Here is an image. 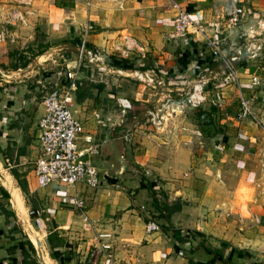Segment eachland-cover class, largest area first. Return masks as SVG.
Returning <instances> with one entry per match:
<instances>
[{
	"label": "crops",
	"instance_id": "1",
	"mask_svg": "<svg viewBox=\"0 0 264 264\" xmlns=\"http://www.w3.org/2000/svg\"><path fill=\"white\" fill-rule=\"evenodd\" d=\"M16 1L0 0L5 10L20 7L27 23L18 24L19 33L15 26H8L13 41L0 43V66L4 68L0 78V147L8 144L24 149L14 166L24 174L28 191L43 199L44 215L50 217L47 229L63 239L56 252L64 264L86 259L97 239H106L97 238L102 233L115 240L121 264H259V257L264 259V130L249 119L237 121L235 114L239 92L250 99L252 111L264 119V0H241L245 14L232 28L224 25L226 0H179L203 27L195 35L177 36H169L173 23L164 8L165 0H83L71 4L21 0L23 4L15 5ZM3 14L0 12V17ZM84 30L88 46L104 49L107 71L80 67L71 91L72 109L82 123V135L102 141L98 154L89 156L98 171L99 185L95 189L75 186L84 198L83 209L77 210L64 197L70 188L51 184L43 189L35 184L36 122L43 106L34 92L36 85L14 80L15 70L24 77L23 67L9 70L7 64L12 65L14 50L23 54L22 45L27 40L31 44L36 33H42L39 37L46 38L53 51L68 57L64 61L70 70ZM202 35H216L226 58L236 56L246 42L260 45L256 58L246 55L233 64L238 89L211 79L221 64L209 57ZM149 68L164 79L163 90L169 92H181L199 76L208 78L203 85L206 101L202 106L218 121L222 132L195 150L188 144L167 143L163 148L161 139H167L171 132H165L163 125L160 134L158 125L164 122L159 117L153 120L158 132H153V127L136 130L141 146H137L138 151L131 149L124 129L126 115L113 105L127 94L130 99L137 94L150 95L146 92L150 88L139 83L128 91L121 80L129 77L116 71ZM251 75L260 77L259 87L248 83ZM219 87L222 106L213 108L207 100ZM136 101L139 109L141 102ZM150 116L155 117L151 112ZM77 146H85L81 138ZM150 220L158 229L146 233L144 225ZM166 226L179 230L186 238L184 242L176 241L169 230H164ZM6 231L0 222V264L16 260L17 249L13 250L14 244L5 237Z\"/></svg>",
	"mask_w": 264,
	"mask_h": 264
},
{
	"label": "built area",
	"instance_id": "2",
	"mask_svg": "<svg viewBox=\"0 0 264 264\" xmlns=\"http://www.w3.org/2000/svg\"><path fill=\"white\" fill-rule=\"evenodd\" d=\"M164 8L170 12L173 23V32L169 36L186 33L195 35L201 32L203 23L198 19H194L191 16V12L180 5L179 0H165ZM0 12L4 13L0 17V43L12 42L13 39L8 26H16L18 24L26 26V18L17 8H7L5 10L4 6H1ZM222 12L225 27L232 28L241 22L245 14V7L241 0H226ZM205 24L215 27L213 23ZM85 33L86 31L84 30L78 38L75 51V65L70 70L65 65L68 80L63 91H60V88L54 84L41 96L43 113L36 122L38 155L32 164L36 186L45 187L57 184L63 186L65 189L70 188L67 200L77 210L83 209L84 198L75 186L80 185L84 188L95 189L99 185L98 171L89 156L98 154L102 141H95L89 134L82 135V123L74 115L72 109L73 97L71 91L75 88V75L80 67L94 68L100 73L107 71V66L104 64V49L88 46ZM202 36V40H204L203 42L208 48L209 57L221 64L220 69L213 72L211 79H216L221 86H229L233 90L238 89V77L233 64L230 62L237 55L226 58L222 54L220 40L216 35H212V37ZM116 49L122 55L124 54L123 50ZM244 49L247 52V57L254 59L257 57V52L261 47L259 44L254 45L251 42H246ZM262 63L261 69L264 72V58ZM205 71L208 70L205 69ZM116 72L154 90H163L166 87L164 79L156 76L152 68L145 70L133 69L129 72L117 70ZM208 80V78L199 76L185 88L187 90L185 93L189 94L191 102L196 107L206 101L203 85L207 84ZM247 81L253 88H257L261 84L260 77L255 75L247 77ZM181 90L183 91L184 89ZM166 91L169 92L168 89ZM237 97L238 105L235 119L237 121L249 119L264 130V119L252 111L250 99L243 97L239 92ZM207 101L213 108H220L223 102L221 87L214 90ZM117 105L123 113L131 107L130 101L127 98H117ZM159 119L164 122V120H167V117L160 116ZM155 128L157 129L158 127L155 126ZM182 129L185 128L182 127ZM155 131L153 130V132ZM79 138L85 144L81 149L77 146ZM122 138L125 139V135ZM255 220L257 221V218ZM87 226L89 229L92 228V224L89 221L87 222ZM157 229L156 222L152 220L146 222L144 225L146 233ZM97 238L106 239L104 241L97 239L96 245H93L86 259L79 261L77 264H121V260L116 257L115 240L109 234L104 233L99 234Z\"/></svg>",
	"mask_w": 264,
	"mask_h": 264
},
{
	"label": "rangeland",
	"instance_id": "3",
	"mask_svg": "<svg viewBox=\"0 0 264 264\" xmlns=\"http://www.w3.org/2000/svg\"><path fill=\"white\" fill-rule=\"evenodd\" d=\"M51 1L52 0L48 1L47 4H49V2H51ZM53 1H55V0H53ZM63 1L65 3L69 2L70 4H71V2H75L73 0H63ZM21 3H22L21 0H17L15 2V5H20ZM12 7L19 9L21 12L23 11L20 7H17V6H12ZM8 8H11V7H8ZM19 28H20L19 25L14 27V29H16L17 33H19L21 31V30H19ZM39 36H42V33H36V36L34 38V43L28 44L29 41L27 40L25 42V44L22 45L21 50H24V53H23V55L21 54L18 61H20V63H21L22 60H24V59L26 60V58H29L30 62H33L31 65L29 62L25 67L22 68V71H23L22 73H23L24 77H21V74H19L17 70H15L13 76L15 78L14 79L15 81H18L19 79H24L27 81V83L29 85H32V86L36 85L37 89H35L34 92L38 96H40L39 98H41V96L44 94V92L46 90H48L50 88V86H52L54 84H56L60 88V91H63L64 87L66 86V81L68 80V74H67V71L65 69V61L64 60H66L68 57L64 56V54H62L60 52L53 51V49L50 47L43 50V52L41 54H37L38 50L41 48V47L37 46V44L48 43V41H46L47 40L46 38H42ZM71 56H73V58H74V54ZM15 58H16L15 55H13V57L10 58V59H12V61H10L12 63V65L10 63L7 64L9 70L13 69V67H14L13 64H17L16 61H15V63H13V60ZM3 69L4 68H2V66H0V78L2 77L1 74L3 73L2 72ZM29 75H30V77H28ZM117 78L121 79L122 77L118 76ZM0 82H1L0 86H2L3 82L2 81H0ZM121 82H123L122 84H124L125 87L128 88L127 89L128 91L130 90V87L134 88V87H136L137 84L140 83L138 81H135V80L129 79V78H123L121 80ZM144 87H148V86L144 85ZM148 88H150V87H148ZM148 90L149 91H146V92L150 93V95H147L146 93H143L142 95L137 94V95H134L132 99H130L128 94L125 95V97L130 101V105H131V101L138 100V102H141L139 109H136V108L132 109V107H131L130 109H128L124 112V114L126 115V122H125L124 129L128 133V144L131 147V149L134 148L136 151H138L139 148H137V146H141L136 141V140H140L137 137L140 134L136 130L146 131V130H150V128L153 127L152 130H156L155 132H158L157 129L155 128L156 124L154 126L153 120H157L156 118H159L163 114L167 115L168 119L164 120V124H162V125L159 123V125H158V127H160V128H158L159 132L161 134V132H163L162 131L163 129H166V130H164L165 132H167V130H170V132H171V134H169V137L167 136L168 140L164 137L161 139L162 143H163L162 144L163 148H165L167 143L175 144L176 146H184V145L188 144V145H190L191 148H194V150H195L199 146L205 145L206 143H208L214 135L220 134V132H222V128L220 127L218 121L216 119H213L209 115V112L206 110L205 107L203 108L202 104L197 107L200 110L204 111L203 114L199 115V118H195L194 114L189 113V112H185L184 114L178 113V112H171L170 113V111L168 109L164 110L160 116L157 115V113L159 112L161 104L164 102V100L166 98H168V97L169 98H178V97L182 96L183 94H185V92L187 91L186 89H184L181 92H177V93L174 91L167 92L164 90H157V92H156V90H152L151 88ZM144 98H146L147 100ZM113 106L115 107V109L119 108L117 103H115ZM150 112L153 113L155 115V117L154 116L151 117ZM163 125H165V127L162 129ZM182 127H184L185 129H182ZM183 138H188V140L183 141ZM165 140H167V141H165ZM29 165H31V164H29ZM10 168L11 167L9 165L4 164L0 160V190H4V193H0V202L5 204L8 208H12L11 202H10L9 189H8L9 187H5V185L2 184V182L5 180L4 176H9V177H11L10 179H11L12 184L13 185L15 184L14 186H16V182H15L14 178L9 173ZM39 188L45 189L46 186H45V188L44 187H39ZM18 190H19V188H18ZM27 190H28V188H27ZM19 192H20V190H19ZM28 192L30 195H32L36 198V200L39 202V205L44 210L45 203H44L43 199L39 198L36 195L35 191L34 192L28 191ZM20 195H21L23 202L26 206L27 221L30 222L32 225H34V227L36 228L35 229L36 232L39 234V236L43 240L42 243H43V247L45 248L46 255H48L49 249H48L47 243H46V233H47V230H48L47 228L49 227V222H50V220L48 218H50V217L48 216V214L44 215V213L41 216V215H39V212H34L30 216L28 213L30 205L26 203L21 192H20ZM67 196H68V192H66L64 195L66 201L68 202ZM12 210L14 211L13 208H12ZM0 222L2 224V228L5 229V231L8 228H13L17 231V227H19L20 230L18 231V233H15L16 238H18V240L23 239V237H25V236L28 237V235L25 232V229L21 226V222H20L19 218L16 216L15 211H14V217L11 216V217L5 218L4 216H0ZM12 244H14L15 247L20 246L19 243H13L12 242ZM35 249H36L35 256L38 259L40 255H39V252H38L36 247H35ZM53 256H54V259L49 257L50 259H52V260H50L52 262V264H64V259L61 257V255L58 252H56V251L53 252ZM44 261H45V259H44ZM258 261H259V264H263L264 259L262 257H259ZM39 263L41 264L42 262L40 261ZM6 264H14V262L12 259H10L9 262H7Z\"/></svg>",
	"mask_w": 264,
	"mask_h": 264
},
{
	"label": "trees",
	"instance_id": "4",
	"mask_svg": "<svg viewBox=\"0 0 264 264\" xmlns=\"http://www.w3.org/2000/svg\"><path fill=\"white\" fill-rule=\"evenodd\" d=\"M31 43H34L31 42ZM37 46L41 47L37 54H41L43 52V50H45L46 48L49 47L48 43L45 44H37ZM12 54H14L16 56V63L14 64V67L16 68L18 67H24L26 66L30 60L29 58H26V60H22L21 63L20 61H18L19 57L22 54V51L20 50H14L12 52ZM10 55V54H9ZM23 55V54H22ZM131 107L132 108H136L137 107V101H131ZM204 111L200 110L199 108H197V112L194 114L195 118H199L200 114H203ZM23 148L22 147H10L8 144L0 147V160L4 163H10L12 166L9 169V173L11 174V176L14 178L15 182H16V186L19 188V190H21V194L24 197L25 201L27 204L30 205L29 208V215L31 216L34 212H39V215H43V209L41 208V206L39 205V202L36 200V198L32 195L29 194L28 190H27V185H26V180L24 178V174L19 172L16 167L14 166L17 163V160L19 158V156H21L23 154ZM1 193H4V190H0ZM174 204H172L173 206ZM178 207H171V209H177ZM164 210H167L168 207L167 206H163ZM0 213L5 217H14V213L11 210V208H8L5 204H3L2 202H0ZM163 217H167L163 216ZM20 230L19 227H17V231L13 228H8L7 232L5 233V237L8 239V241H11L13 243H19L20 246L19 247H14L17 251L16 254V260L14 262V264H39L38 263V259L35 256V247L32 243V241L30 239H27L29 237H23V239L18 240V238H16V234L18 233V231ZM164 230H169L171 233V236L178 242L182 243L184 242L185 236L177 229H174L172 227L166 226L164 227ZM46 243H47V247L49 249V256L54 259L53 256V252H55L59 247H61L63 245V239L61 237H59L54 231H52L51 228H49V230L46 233ZM190 250H192V248H190Z\"/></svg>",
	"mask_w": 264,
	"mask_h": 264
},
{
	"label": "bare ground",
	"instance_id": "5",
	"mask_svg": "<svg viewBox=\"0 0 264 264\" xmlns=\"http://www.w3.org/2000/svg\"><path fill=\"white\" fill-rule=\"evenodd\" d=\"M198 95V94H196ZM5 180L2 182V184L5 185V187H9V195H10V202L11 206L15 211L16 216L19 218L21 222V226L25 229L26 234L28 235V239H30L34 245V247L37 248L39 252V260L38 262H42L41 264H52L50 260L51 257L46 255L45 248L43 247L42 239L39 236V234L36 232V228L34 225H32L30 222L27 221V211L26 206L23 202V199L20 195V192L16 186H14L11 182V177L4 176ZM21 191V190H20ZM39 241V246L36 244V242ZM50 257V258H49ZM45 259V261H44ZM40 264V263H39Z\"/></svg>",
	"mask_w": 264,
	"mask_h": 264
},
{
	"label": "water",
	"instance_id": "6",
	"mask_svg": "<svg viewBox=\"0 0 264 264\" xmlns=\"http://www.w3.org/2000/svg\"><path fill=\"white\" fill-rule=\"evenodd\" d=\"M246 54H247L246 50L243 49L237 54V56L234 59H231L230 62L232 64H235L239 62L244 56H246ZM166 109H168L170 112H178L182 114L185 112L195 114L197 112V107L193 105V103L191 102L188 93H185L178 98H166L164 102L161 104L157 115L160 116L161 113ZM36 244L39 246L40 244L39 241H37Z\"/></svg>",
	"mask_w": 264,
	"mask_h": 264
}]
</instances>
